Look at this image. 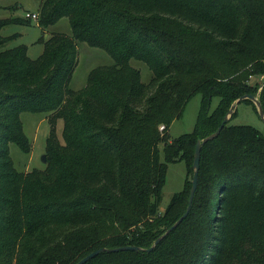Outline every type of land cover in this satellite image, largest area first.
<instances>
[{"label":"trees","instance_id":"1","mask_svg":"<svg viewBox=\"0 0 264 264\" xmlns=\"http://www.w3.org/2000/svg\"><path fill=\"white\" fill-rule=\"evenodd\" d=\"M38 12L42 29L67 17L71 33L40 38L31 58L0 32V264H75L121 245L141 249L82 264H264V129L231 123L235 111L201 146L187 215L145 250L187 205L191 177L157 213L167 164L182 160L192 176L196 139L239 96L256 94L264 112V0H41ZM29 22L2 18L0 29ZM77 41L113 63L71 89ZM132 58L152 71L147 83ZM196 92L193 130L170 138ZM22 111L47 114L43 168L20 171L9 154V142L29 150Z\"/></svg>","mask_w":264,"mask_h":264},{"label":"rangeland","instance_id":"2","mask_svg":"<svg viewBox=\"0 0 264 264\" xmlns=\"http://www.w3.org/2000/svg\"><path fill=\"white\" fill-rule=\"evenodd\" d=\"M41 0H0V19L8 17L26 18L25 13L36 12L37 18L31 19L29 23H8L3 25L0 32L4 36H11L4 44V47H11L17 44H25L27 54L35 58L42 50L40 38L52 32H64L70 34V25L67 17H62L55 23L41 28L38 23V7ZM113 63V58L102 48L91 46L84 41H77V64L68 82L71 89L81 88L87 78L90 69L99 65ZM130 64L140 72V80L147 83L152 77V71L146 63L138 59H131ZM219 97L213 95L209 101L208 109L211 111L218 103ZM201 105V94L196 92L185 103L182 114L172 120L168 128L170 138H174L182 133L191 132L195 126L197 114ZM23 130L29 139V150L23 152L15 143L9 142V154L16 169L29 171L33 168H43L44 163L41 155L45 154V142L49 132V122L47 114L43 112L22 111L20 113ZM231 123L249 124L259 130L264 129V121L254 108L253 103L240 101L235 107V115L230 119ZM62 120L57 119L55 132L60 142ZM160 158H163L162 142L158 144ZM191 177L184 161L179 160L167 164L165 181L162 187V198L158 207V214H161L175 192L185 186ZM184 185V186H183Z\"/></svg>","mask_w":264,"mask_h":264},{"label":"water","instance_id":"3","mask_svg":"<svg viewBox=\"0 0 264 264\" xmlns=\"http://www.w3.org/2000/svg\"><path fill=\"white\" fill-rule=\"evenodd\" d=\"M242 99H249L253 102V104L256 107V110L258 111L259 115L261 116V118L264 121V112L263 109L260 105V102L258 100V97L256 94H251V93H245L241 96H239L238 98H236L230 105V107L228 108L226 114L224 115L223 119L221 120L220 124L218 125V127L210 134L202 137V138H197L195 141V145H194V150H193V160H192V176H191V185L189 188V196H188V201H187V205L186 208L184 210V212L174 221V223L172 225H170L165 231L164 233L160 234L158 237H156V239L154 240L153 244L147 248H145V250L149 251L150 249L153 248V246L159 241L161 240L164 235H166L170 230H172L181 220L182 218H184L190 207H191V203L193 200V196H194V192L197 186V178H198V169H199V159H200V150H201V146L203 143H205L206 141L214 138L219 132L220 129L222 128V126L225 124V122L228 121V119L230 118V116L232 115V113L235 111V107L236 105L242 100ZM41 160L44 162L45 161V154L43 153L41 155ZM138 250L141 249L139 246L136 245H121V246H117V247H112V248H105V247H99L97 249H94L92 251H90L89 253L85 254L84 256H82L75 264H82L84 262H86L89 258L95 256L96 254H98L99 252L103 251V250H108V251H117V250Z\"/></svg>","mask_w":264,"mask_h":264},{"label":"built area","instance_id":"4","mask_svg":"<svg viewBox=\"0 0 264 264\" xmlns=\"http://www.w3.org/2000/svg\"><path fill=\"white\" fill-rule=\"evenodd\" d=\"M25 16H26V17H30L31 19H34V18H37V13H36V12H29V11H27V12L25 13ZM161 128H163L162 125H160V129H161Z\"/></svg>","mask_w":264,"mask_h":264}]
</instances>
